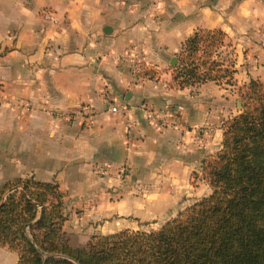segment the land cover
<instances>
[{
  "label": "crops",
  "instance_id": "0c3cea01",
  "mask_svg": "<svg viewBox=\"0 0 264 264\" xmlns=\"http://www.w3.org/2000/svg\"><path fill=\"white\" fill-rule=\"evenodd\" d=\"M197 28H219L242 50L240 78L264 76V0H0V183L55 182L63 229L69 218L143 217L150 201L138 198L135 208L126 197L135 185L153 175L187 182L214 153L209 131L199 132L214 120L210 94L169 86V57ZM146 65L166 69L149 77ZM165 104L178 124L159 117ZM184 189V181L168 188ZM15 262L0 248V264Z\"/></svg>",
  "mask_w": 264,
  "mask_h": 264
},
{
  "label": "trees",
  "instance_id": "16d2710c",
  "mask_svg": "<svg viewBox=\"0 0 264 264\" xmlns=\"http://www.w3.org/2000/svg\"><path fill=\"white\" fill-rule=\"evenodd\" d=\"M224 37L219 28L187 35L169 86L215 80L224 62L232 74V59L216 53ZM242 98L240 111L222 124L220 148L201 160L209 193L159 227L92 234L72 246L57 184L26 175L0 183V246L16 254L15 264H264V88L249 79Z\"/></svg>",
  "mask_w": 264,
  "mask_h": 264
},
{
  "label": "rangeland",
  "instance_id": "374dc122",
  "mask_svg": "<svg viewBox=\"0 0 264 264\" xmlns=\"http://www.w3.org/2000/svg\"><path fill=\"white\" fill-rule=\"evenodd\" d=\"M229 40L231 41L230 38L224 37V45L219 46L216 50V53L221 59H225L227 57H230L232 59L234 68L233 73H227L225 69V65L227 62H224L220 67L221 69L214 74L215 80H206L196 86L187 87L192 95L197 93L198 95L196 94V97L203 98L205 96H208L207 94H210L209 100H213V107L216 111L213 116L214 120L213 122L207 123L206 125H200L201 130H199V132H202L203 129L205 131H209L208 140L212 151L211 153L215 152L217 147H220V139L217 135V129L222 128V124L227 118L240 111L243 100L242 96L247 90L249 79H253L259 85H261L262 88H264V76H261L260 78H251L244 76V78H240L238 74L239 66L235 64V55L240 56L242 50H235L233 46L230 49L225 44ZM178 52L179 48L175 50V54H177ZM200 54L201 56H203L204 52L202 50H199L197 52V55ZM171 65L168 66L170 72ZM165 69L166 68L160 69L155 68L152 65H146L143 72H145L146 76L151 74L153 77L155 75H160L161 71ZM222 102L224 103V105H221ZM165 105L170 107L177 116L179 115L177 109L174 106H170L168 104ZM200 164L201 162L198 164L197 171L192 170L189 172L187 182L185 178L183 180L182 178L167 176L156 177L153 175L145 176L143 178V184H140L138 186L135 185L131 194L128 193L126 197L128 198V200L131 198L134 200L135 208L140 207L138 202H136L138 198H147L150 201L149 207L144 210L146 213H144L143 217H138L132 214L125 215L124 213L112 212L108 216L100 217L98 219H95L94 221L91 220L88 222V224L71 222L72 219L69 218L70 221L68 220L64 227L68 243L72 246H83L92 234H104L116 231L121 228L152 230L159 227L160 224H162L165 220L173 217L179 210L188 205V200L186 199H189V201L191 200V203L201 196L209 193L210 187L207 181L201 176ZM178 181H184L185 188H188L189 190L184 189L182 193L170 192L168 190L169 185L175 184ZM183 200L185 202L181 203ZM121 206L122 205H119V212H121L122 210ZM80 211L81 210L77 209L74 210L73 213L78 214ZM0 248H3L8 252L7 248L3 246H0Z\"/></svg>",
  "mask_w": 264,
  "mask_h": 264
},
{
  "label": "built area",
  "instance_id": "2783aa9c",
  "mask_svg": "<svg viewBox=\"0 0 264 264\" xmlns=\"http://www.w3.org/2000/svg\"><path fill=\"white\" fill-rule=\"evenodd\" d=\"M42 16L44 18H51V13L49 11H44L42 13ZM109 109L111 111H116L117 110V106L116 105H110ZM143 111L148 113L149 115H152V113H153L152 109L147 107L145 104H143ZM159 112H160V116L159 117L161 118V120L163 122H165L167 124H170V125H175V124L179 123L178 116L176 115V113L170 107H168L166 105L162 106V108H160Z\"/></svg>",
  "mask_w": 264,
  "mask_h": 264
},
{
  "label": "water",
  "instance_id": "95a60500",
  "mask_svg": "<svg viewBox=\"0 0 264 264\" xmlns=\"http://www.w3.org/2000/svg\"><path fill=\"white\" fill-rule=\"evenodd\" d=\"M106 29H107V26H105L103 28V30H106ZM175 60H176V58L174 56H170L168 62L171 65V64H173L175 62ZM129 94H130L129 91H126L125 98H128Z\"/></svg>",
  "mask_w": 264,
  "mask_h": 264
}]
</instances>
